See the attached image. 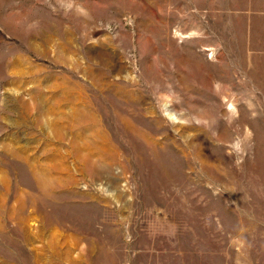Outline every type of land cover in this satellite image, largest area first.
Instances as JSON below:
<instances>
[{
	"label": "rangeland",
	"instance_id": "rangeland-1",
	"mask_svg": "<svg viewBox=\"0 0 264 264\" xmlns=\"http://www.w3.org/2000/svg\"><path fill=\"white\" fill-rule=\"evenodd\" d=\"M0 264H264V0H0Z\"/></svg>",
	"mask_w": 264,
	"mask_h": 264
}]
</instances>
